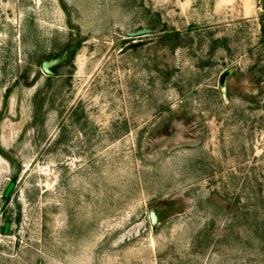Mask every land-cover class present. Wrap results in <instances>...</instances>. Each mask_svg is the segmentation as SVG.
<instances>
[{
    "label": "rangeland",
    "instance_id": "374dc122",
    "mask_svg": "<svg viewBox=\"0 0 264 264\" xmlns=\"http://www.w3.org/2000/svg\"><path fill=\"white\" fill-rule=\"evenodd\" d=\"M0 264H264V0H0Z\"/></svg>",
    "mask_w": 264,
    "mask_h": 264
},
{
    "label": "water",
    "instance_id": "95a60500",
    "mask_svg": "<svg viewBox=\"0 0 264 264\" xmlns=\"http://www.w3.org/2000/svg\"><path fill=\"white\" fill-rule=\"evenodd\" d=\"M43 68L47 73H50V70L48 69V66L46 63L43 64Z\"/></svg>",
    "mask_w": 264,
    "mask_h": 264
},
{
    "label": "trees",
    "instance_id": "16d2710c",
    "mask_svg": "<svg viewBox=\"0 0 264 264\" xmlns=\"http://www.w3.org/2000/svg\"><path fill=\"white\" fill-rule=\"evenodd\" d=\"M11 187H12V186H11ZM11 187H10V188H11Z\"/></svg>",
    "mask_w": 264,
    "mask_h": 264
}]
</instances>
